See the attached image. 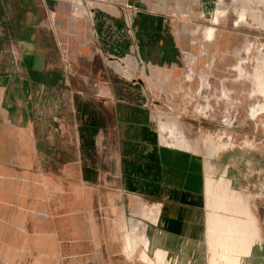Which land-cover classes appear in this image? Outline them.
Segmentation results:
<instances>
[{"label": "rangeland", "instance_id": "obj_1", "mask_svg": "<svg viewBox=\"0 0 264 264\" xmlns=\"http://www.w3.org/2000/svg\"><path fill=\"white\" fill-rule=\"evenodd\" d=\"M76 7L86 12L90 40L99 36L91 48L105 69L74 68L59 36L68 63L57 83L0 91V264H146L130 244L139 234L126 198L104 195V182L96 189L73 179V135L62 134L70 144L62 149L46 148L58 142L59 130L48 113L69 110L80 121L91 106L113 111L122 103L149 109L153 139L174 146L160 156L199 160L211 191L225 189L229 201L240 194L264 245V0H82ZM9 11L0 26L10 30L1 38L4 53L22 44ZM74 14L60 25L65 33L80 28ZM52 20L47 29L57 25ZM8 64L5 54L6 78ZM97 75L108 79L86 82ZM29 103L31 131L23 108ZM98 151L100 159L111 157ZM45 155L69 163L46 164Z\"/></svg>", "mask_w": 264, "mask_h": 264}, {"label": "crops", "instance_id": "obj_2", "mask_svg": "<svg viewBox=\"0 0 264 264\" xmlns=\"http://www.w3.org/2000/svg\"><path fill=\"white\" fill-rule=\"evenodd\" d=\"M67 2L0 0V26L6 19V9H11L10 21L13 22L12 28L16 29L11 31H15L14 36L18 35L22 43L14 50L9 48L8 53L3 52L0 44V68L7 54L10 69V78L0 73V91L4 89L2 85L6 84H24L30 92L32 84L57 83L59 71L66 68L68 63L63 60L64 53L72 54L70 57L74 68L105 69L101 55L95 52L94 47L91 48L99 36L95 32L94 41L90 40L92 32L87 27L86 12H83V8V11L77 7L73 9L75 4ZM66 5L73 10L66 9ZM73 13L77 18L72 17V20L76 19L80 28L65 33L60 25ZM51 19L57 25L47 29L45 22ZM17 21H21V28ZM9 31V27L0 29V42ZM59 36L64 38L66 51L62 54L57 45L56 38ZM15 68L24 71L16 73ZM107 79L97 75L88 76L85 80L90 83ZM124 99L134 100L128 95ZM29 105H23V108L26 109L24 116L28 119L27 127L31 131L33 123L30 118L33 115L28 112ZM91 107L77 115L80 117V121L77 118L78 122L75 121V114L69 110L48 113L49 118L56 120L59 130L56 138L58 142L46 148L55 146L62 149L70 145L63 143L65 139L62 134L73 135V140L78 143L66 146L77 149L76 155L69 161L77 168L73 179L88 181L96 189L104 186H97L95 182H104L107 184L104 195L126 198L129 212L136 217L134 222L130 221L136 223L139 234L136 239L130 240V244H135L137 250L143 251L142 257L146 264H264V245L250 212L240 204L241 195L235 194V199L229 201L224 198L225 189L211 191L209 179L206 180L203 174L204 164L199 160L190 162L185 156H160V149H172L174 146L153 139L157 130L151 123L149 109L131 103L119 104L113 111ZM79 127H82L80 131L88 129L87 137L79 136ZM69 135L67 138H71ZM31 140L32 136L28 141ZM84 141H88L90 146H83L80 142ZM87 148L89 152L86 151L85 155ZM100 148L112 152L109 154L111 157L98 158ZM42 162L63 165L68 160H49L45 155ZM110 206L111 211H115L113 199ZM125 243L120 237V245Z\"/></svg>", "mask_w": 264, "mask_h": 264}, {"label": "built area", "instance_id": "obj_3", "mask_svg": "<svg viewBox=\"0 0 264 264\" xmlns=\"http://www.w3.org/2000/svg\"><path fill=\"white\" fill-rule=\"evenodd\" d=\"M72 1H73V0H72ZM78 1H79V2H78ZM81 1H82V0H77V1L74 0V2H75L74 4H75V5H77V4H81ZM71 3H73V2H71ZM90 13H91V12H89V16H90Z\"/></svg>", "mask_w": 264, "mask_h": 264}, {"label": "bare ground", "instance_id": "obj_4", "mask_svg": "<svg viewBox=\"0 0 264 264\" xmlns=\"http://www.w3.org/2000/svg\"><path fill=\"white\" fill-rule=\"evenodd\" d=\"M242 16V15H241Z\"/></svg>", "mask_w": 264, "mask_h": 264}]
</instances>
